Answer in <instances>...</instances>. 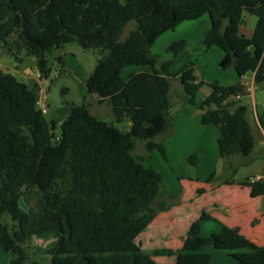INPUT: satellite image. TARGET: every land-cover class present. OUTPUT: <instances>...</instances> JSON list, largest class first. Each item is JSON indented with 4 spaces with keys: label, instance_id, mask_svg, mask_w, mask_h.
<instances>
[{
    "label": "trees",
    "instance_id": "obj_1",
    "mask_svg": "<svg viewBox=\"0 0 264 264\" xmlns=\"http://www.w3.org/2000/svg\"><path fill=\"white\" fill-rule=\"evenodd\" d=\"M243 10L257 17L249 36L240 32ZM205 14L210 27L201 41L204 48L219 47L223 68L231 67L239 77L254 73V85L264 82V0H0V46L12 54L24 49L38 72L27 83L0 70V246L15 255L6 264H38L27 243L47 232L56 234L45 252L48 264H163L154 254L172 256L171 264H211L205 251L210 246L230 250L235 264H264V245L236 227L222 225L202 237L200 223L211 217L206 212L190 223L178 249L150 253L136 242L170 208L160 198H173L162 187L161 173L133 153L135 141L142 139L146 151L165 156L155 138L172 127L173 80L181 84L184 100L202 111L201 123L216 127L222 159L248 156L255 146L249 104L241 101L247 93L243 83L198 79L184 39L170 43L165 57L151 52L164 32ZM68 43L97 49L84 80L87 93L110 106L115 122L128 121L126 129L92 114L83 99L67 104L60 136L52 141L54 123L37 100L51 72L46 54ZM57 60L63 64L61 55ZM127 66L144 69L123 78ZM204 84L210 92L201 98ZM257 117L264 128V114ZM188 159L196 165L195 155ZM235 182L249 187L252 197L264 195L262 178L229 175L221 181ZM33 186L40 192L38 206L23 209L19 200Z\"/></svg>",
    "mask_w": 264,
    "mask_h": 264
},
{
    "label": "rangeland",
    "instance_id": "obj_2",
    "mask_svg": "<svg viewBox=\"0 0 264 264\" xmlns=\"http://www.w3.org/2000/svg\"><path fill=\"white\" fill-rule=\"evenodd\" d=\"M203 17L208 20L206 15ZM203 17L197 20L185 21L183 22V25L179 24L180 26L178 25L179 27H176L175 30L167 31L159 36L152 46L151 52L161 57H165L167 55V45L176 41L179 37H184L182 35H186L189 50L195 59H197V70L201 73L200 75L204 79V82L218 81L222 84H229L231 83V71H233V69L231 67H221V61L218 59V55L215 51L220 50L218 48L213 49L206 55L200 52L202 47L201 35H203L206 27V22ZM256 21L257 17L255 15L243 10V22L240 25V32L248 36L251 35ZM133 26V22L129 23L125 28L124 34H126ZM191 28L195 29V31ZM64 48L65 49L54 48L46 54L48 64L51 67L48 79L49 84L43 85L44 93L47 96L46 103L49 104L45 112L46 115L49 116L54 113V116L64 117V115L67 114L68 103H78L84 99L87 103H90L89 110L92 114L104 121L113 123L121 130L126 129L128 127V121L125 120L121 123L115 122L110 106L107 104L96 103V100L91 97L92 94H87L85 91L84 80L93 70L96 59L99 56L97 49L85 50L76 43L65 44ZM65 50L71 52L64 54V63L61 65L57 60V56L62 55ZM13 51L16 54H12L7 49L0 46V70L9 72L18 79L31 83L33 80L24 76L21 73V70L23 66L26 65L34 67L35 62L26 54L24 49L20 51L13 49ZM16 55L22 62V66L18 68L15 67ZM135 67L136 66H127V68L124 69V72ZM244 80L250 84L252 74L250 72L246 73ZM171 87L170 97L173 99L175 107V102L180 100V94L177 95V91L174 90L176 87L181 88V85L177 80H173L171 82ZM206 90V87L201 88L200 96L205 95ZM85 94H87L86 98L84 97ZM241 101L249 104L250 121L255 138V146L248 156L235 154L227 160L219 157L216 145L217 132L215 127L210 124L201 127L199 120V124L194 120V123H192L193 126L187 127L186 125L185 127L187 128H185L181 122L176 123L175 125L179 132L185 128V131L192 132V138H197V141L193 139L190 142H186L184 141L185 139H183V136L179 134L178 146L185 149H192L190 152H187L190 154H187L184 158L178 157L177 150H174L173 148H167L168 150H166L165 156H163L157 149L146 151L142 139H137L135 141L136 143L133 153L135 155H143L145 163L161 173L162 187L164 191L173 196V198L169 200L166 196L160 198L166 200L170 205V208L166 211L160 212L155 217L152 224L147 227L148 231L142 233L136 238L137 244L143 250L153 253L157 250L168 248L178 249L182 244V239L184 238L190 223L198 218L201 212H213L211 215L217 217V213L214 211L211 202L212 200L218 201L216 204L222 202L228 204L232 201L235 202L238 200L241 203H244L243 209L245 208V202L251 201L249 200L250 196L248 193V195H237L234 192L230 193L229 189H218L214 192L209 191L206 196H203V193H196V189L200 187L205 190L206 188H215L217 184H221L222 179L225 178L226 175L232 176L235 180L245 178H249L250 180L264 179V128L258 121L257 115L260 112L257 109H253L255 107L258 109L263 107L264 109V82L255 85L253 88V94L243 95ZM250 110H252L251 114ZM54 136L56 138L60 136V126L55 128ZM191 155L197 157L195 166H193L188 159ZM211 171L215 174L214 178L211 182H205L204 180L208 177ZM256 174L262 176H255ZM196 185H198L197 188ZM37 198L38 193L35 192V188L31 187L26 191L24 196L20 198L19 205L23 209L37 207ZM254 205L251 209L244 212L238 211L236 208V213L232 219H236L244 225V221H247V218L251 217L258 211L257 204L255 203ZM215 208L227 213L226 209H219L221 207ZM262 209L264 211V200ZM261 216L262 215L254 216V218L251 219V223L253 225L256 224V226L259 225L260 222H262V219H264ZM3 217L8 218L6 215ZM225 223L229 222L226 221ZM219 229L220 224L214 220L203 221L200 223V235L202 237H207L211 233L219 231ZM241 232L246 236L250 235L244 228ZM55 239L56 234L54 232H47L33 236L27 243V251L31 259H36L38 264H48L49 256L45 252L54 244ZM257 242L264 245V234L260 235ZM205 251L209 252L211 256V264H235L234 258L230 255V250L215 249L210 246L206 248ZM14 256L13 252L6 251L0 246V264H6L14 258ZM154 258L163 264H171L173 262V257L166 254H154Z\"/></svg>",
    "mask_w": 264,
    "mask_h": 264
},
{
    "label": "crops",
    "instance_id": "obj_3",
    "mask_svg": "<svg viewBox=\"0 0 264 264\" xmlns=\"http://www.w3.org/2000/svg\"><path fill=\"white\" fill-rule=\"evenodd\" d=\"M206 15V14H205ZM204 15H202V16H200L199 18H201V17H203ZM207 17H208V15H206ZM199 18H197V19H199ZM197 19H192V20H197ZM203 19H204V21L206 22V27H205V30H204V32H203V35H201L202 36V38H201V41H202V39H203V37H204V35H205V33H206V31L208 30V28L210 27V19H209V17H208V20L206 19V18H204L203 17ZM185 21H188V20H184V21H182V22H180L179 24L180 25H183V22H185ZM182 23V24H181ZM178 24V25H179ZM175 26L173 29H171V31L172 30H175L176 29V27H179V26ZM193 31H195V29H193V28H191ZM168 31H170V30H168ZM167 32V31H166ZM165 33V32H164ZM163 33V34H164ZM187 35H188V32H187ZM199 35H200V33H199ZM161 36V35H160ZM182 36H184V37H179V39H177V40H180V39H184L185 41H186V48H187V50H188V52L192 55V59H193V61H194V73H195V75H196V77L198 78V79H201V80H203L204 81V79L201 77V73L200 72H198V70H197V66H196V63H197V59H195V57L193 56V54L191 53V51L189 50V47H188V43H187V38H186V35H182ZM157 40V39H156ZM155 43V42H154ZM172 43V42H171ZM170 44V43H169ZM169 44L167 45V47L169 46ZM154 45V44H153ZM65 46V45H64ZM64 46H62L61 48L62 49H65L64 48ZM152 48V47H151ZM216 48H218L220 51H218V50H215L216 51V53H217V55H218V59L221 61V59L223 58V56H224V52H223V50H221L219 47H217V46H213V47H211L210 49H205L204 48V46L202 45V47H201V49H200V52L201 53H204L205 55L206 54H208V53H210L213 49H216ZM59 49V48H58ZM67 52H71V51H67V50H65L63 53H62V60H63V63H64V54L65 53H67ZM30 56V55H29ZM31 57V59L33 60V61H35V58L33 57V56H30ZM218 60V61H219ZM20 66H22V62L21 61H15V67L16 68H18V67H20ZM64 66V65H63ZM130 67V66H129ZM222 67V66H221ZM125 68H127V67H125ZM125 68H123V70H122V77L123 78H126L129 74H131V73H133V72H138V71H141V70H143L144 68L143 67H139V66H136L135 68H133V69H129V70H127L126 72H124V69ZM21 73L24 75V76H26V77H28L29 79H32V80H36L37 78H38V72H37V69H36V66H34V67H29V66H23V68H22V70H21ZM252 74V80H251V83L249 84V83H247L245 80H244V77H245V75L243 76V77H239L238 75H237V73L233 70V71H231V83H233V82H241V83H243L244 85H245V90H246V95H249V94H253V88H254V84H253V77H254V73H251ZM49 79V78H48ZM48 79H46V80H44L43 82H42V84H41V89H43L44 90V84L45 85H48L49 84V82H48ZM46 81H47V83H46ZM181 85V84H180ZM204 87H206L207 88V90H206V94L205 95H203V96H200V90H201V88H204ZM200 89H199V92H198V95H199V97H201V98H204L209 92H210V87L209 86H207L206 84H204L202 87H201ZM172 89V87L170 88V90ZM177 89V90H176ZM182 88H175V90L174 91H177V95L178 94H180V100L177 102H175V105L177 106H175L174 107V101H173V99L171 98V101H172V107H171V113H172V127L170 128V130L169 131H167L166 133H164V134H162V135H159V136H157L156 138H155V141L156 142H158V143H160V144H162V146L164 147V150H165V152H166V150H168L167 148H173L174 150H177V154H178V157H181V158H184L187 154H190V153H187V152H190L192 149H185V148H182V147H179L178 146V138H179V134H181V136H183V139H185L184 141H186V142H190V141H192L193 139L194 140H196L197 141V138L195 137V138H192V136H191V131H185V128H187V127H191V126H193V124L192 123H194V120H196V122H198V120H199V122H200V126L202 127L204 124H202L201 123V121H200V118H201V114H202V111L200 110V109H198V108H196V107H194L193 105H190L186 100H184V93H183V90H181ZM85 91H86V93H87V90H86V87H85ZM88 94V93H87ZM87 94H85L84 95V97L86 98L87 97ZM92 99H94V100H96V96L95 95H93L92 94ZM47 104V103H46ZM89 104V106H90V103H88ZM102 104H106V103H102ZM47 106H49V104H47ZM253 109H257L260 113L259 114H262L263 113V111H264V109H263V107H261L260 109H258V108H253ZM252 109V110H253ZM45 115H46V113H45ZM46 117L49 119V120H51L53 123H54V135H55V128L57 127V126H60V123H61V121L63 120V118L65 117V115H64V117H59V116H54V113L53 114H51V115H49V116H47L46 115ZM191 118V119H190ZM181 122V124L183 123V125H184V127L187 125V127H185V128H183L180 132L178 131V129H177V126H175L176 125V123H180ZM199 122H198V124H199ZM128 125H129V122H128ZM127 125V126H128ZM207 125H209V124H207ZM210 125H212V124H210ZM214 126V125H213ZM196 127V126H195ZM215 127V126H214ZM215 129H216V127H215ZM179 132V133H178ZM216 132H217V130H216ZM159 138V139H158ZM216 139H217V134H216ZM216 145H217V143H216ZM176 146H178V147H176ZM218 149V148H217ZM218 155H219V152H218ZM220 157V156H219ZM213 171H211L210 173H209V175L212 173ZM208 175V176H209ZM255 176H262V175H258V174H256ZM226 177H228V175H226L225 176V178ZM193 181V180H192ZM198 187V185H196V188ZM32 188H35V192L36 193H38V198H37V206H38V199H39V196H40V192H39V189H38V187L37 186H33ZM218 189H229V192L231 193V192H234L235 194H243V195H248L249 194V200H251V201H249V202H245V208L243 209V207H244V203H241L240 201H232V202H230V203H228V204H226V203H220V204H216V202H218V201H214V200H212L211 202H212V205H213V207H214V211L217 213L216 215H217V217H215L214 215H211V213H213V212H211V213H207V214H209L211 217L210 218H206V219H204V220H202L201 222H203V221H209V220H214V221H216V222H218L219 224H220V229H221V226L222 225H227V226H230V227H236V228H238L239 229V231L241 232L242 230H243V228L246 230V231H248L249 232V236H247V237H249L250 239H252V240H254L256 243H258L257 242V239L260 237V235H262V234H264V219H262V222H260V224L259 225H257L256 226V224L255 225H253L252 223H251V219H253L254 218V216H256V215H262L261 217H263L264 218V211H263V209H262V206H263V200H264V195H261V196H256V197H252L251 195H250V192H249V187H247V186H244V185H240L239 183H237V182H235V183H231V184H223V183H221V184H217L216 185V187L215 188H206V190L203 192V196H206L207 194H208V192L209 191H215V190H218ZM248 193V194H247ZM24 196V195H23ZM256 201V202H255ZM253 202H255L256 204H257V207H258V211L254 214V215H252L251 217H249V218H247V221L245 220L244 222H245V224L244 225H242V223L240 222V221H237L236 219L234 220V219H232V217L234 216V214L236 213V210L238 209V211H241V212H244V211H246V210H249V209H251L252 207H253V205L255 204V203H253ZM216 204V205H215ZM247 205V206H246ZM215 207H221V208H219V209H226L227 210V213H225V212H222V211H220V210H217L218 208H215ZM254 207H255V205H254ZM237 208V209H236ZM213 210V209H212ZM215 212H214V214H215ZM241 215V214H240ZM232 219V220H231ZM154 221V220H153ZM152 221V222H153ZM226 221H228L229 223H225ZM152 222L150 223V224H152ZM149 224V225H150ZM260 228H259V227ZM219 229V230H220ZM146 231H148L147 229L145 230V231H143V232H141L138 236H140L142 233H145ZM218 232V231H217ZM242 233V232H241ZM244 234V233H243ZM245 235V234H244ZM259 244V243H258ZM262 245V244H261ZM236 263V262H235Z\"/></svg>",
    "mask_w": 264,
    "mask_h": 264
},
{
    "label": "built area",
    "instance_id": "obj_4",
    "mask_svg": "<svg viewBox=\"0 0 264 264\" xmlns=\"http://www.w3.org/2000/svg\"><path fill=\"white\" fill-rule=\"evenodd\" d=\"M46 98L47 96L44 93V90L40 89L38 100H37V105L44 113L47 110Z\"/></svg>",
    "mask_w": 264,
    "mask_h": 264
},
{
    "label": "water",
    "instance_id": "obj_5",
    "mask_svg": "<svg viewBox=\"0 0 264 264\" xmlns=\"http://www.w3.org/2000/svg\"><path fill=\"white\" fill-rule=\"evenodd\" d=\"M46 83H47V81H46ZM50 134H51L52 141H55L56 137L54 136V130L53 129L50 130Z\"/></svg>",
    "mask_w": 264,
    "mask_h": 264
}]
</instances>
